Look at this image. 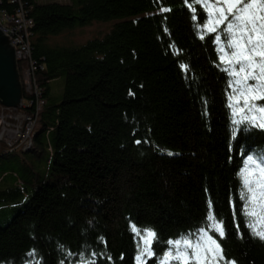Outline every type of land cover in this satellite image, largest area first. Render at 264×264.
Returning a JSON list of instances; mask_svg holds the SVG:
<instances>
[{
	"label": "trees",
	"instance_id": "1",
	"mask_svg": "<svg viewBox=\"0 0 264 264\" xmlns=\"http://www.w3.org/2000/svg\"><path fill=\"white\" fill-rule=\"evenodd\" d=\"M25 1L46 102L33 146L21 150L27 164L15 149L1 148L0 207H20L0 226V264H77L67 253L82 250L96 252L97 264H136L133 227L174 240L204 226L209 201L225 224V237L216 238L226 260L264 264V242L248 235L239 212L238 177L241 155L264 146V132L237 146L226 75L184 0ZM188 2L203 23L202 6ZM108 20L117 22L83 45L50 43L78 25ZM60 76L65 95L53 104L50 83ZM42 149L48 177L28 166L42 163L35 158Z\"/></svg>",
	"mask_w": 264,
	"mask_h": 264
},
{
	"label": "snow or ice",
	"instance_id": "2",
	"mask_svg": "<svg viewBox=\"0 0 264 264\" xmlns=\"http://www.w3.org/2000/svg\"><path fill=\"white\" fill-rule=\"evenodd\" d=\"M191 12V20L196 23L197 35L205 40L200 29L206 30L217 53V62L227 78V101L234 119L237 146L240 141L247 142L252 132H264V0H195L202 6L203 23H198L196 9L184 0ZM163 12L170 9L163 8ZM187 71L188 66L180 65ZM137 144L140 141H136ZM171 155V153H169ZM242 164L238 169L241 188L239 191V212L244 227L251 238L264 242V146L253 150L250 146L241 155ZM206 214L204 226L182 233L176 239L166 242L159 240L155 230L145 228L141 233L132 228L136 243V264H237L235 259L226 260L224 249L219 240L225 237V224L211 211L212 203ZM233 206L235 219L236 206ZM238 237H243L240 224H236ZM219 237V240L216 237ZM101 241L103 237L99 238ZM163 246V252L156 247ZM63 250V245L57 246ZM29 257L36 255L32 249ZM77 264H97V253L80 251ZM109 261L111 255H107ZM123 259V256H121ZM59 264H65L64 260Z\"/></svg>",
	"mask_w": 264,
	"mask_h": 264
},
{
	"label": "built area",
	"instance_id": "3",
	"mask_svg": "<svg viewBox=\"0 0 264 264\" xmlns=\"http://www.w3.org/2000/svg\"><path fill=\"white\" fill-rule=\"evenodd\" d=\"M25 0H0V29L11 39L16 60L21 62V77L25 92L31 98L23 100L20 107L0 105V149H29L33 145V133L46 102L44 87L38 83L37 70L43 69L33 59L34 19L30 16ZM8 6H14L10 10ZM27 67H26V66Z\"/></svg>",
	"mask_w": 264,
	"mask_h": 264
},
{
	"label": "rangeland",
	"instance_id": "4",
	"mask_svg": "<svg viewBox=\"0 0 264 264\" xmlns=\"http://www.w3.org/2000/svg\"><path fill=\"white\" fill-rule=\"evenodd\" d=\"M75 0H36L39 4H49V3H60V4H73ZM116 20H108V21H102V22H94L92 24L82 26L78 25V27H75L72 30L65 31L61 33L60 35L54 36L50 39L51 45H79V44H85L87 41L100 36L101 34H105L109 32L112 27L116 24ZM26 66V65H25ZM27 67V66H26ZM65 84H66V77L60 76L57 79H54L51 81L50 86V92H49V101L53 104L60 103L65 95ZM23 86V92H22V101L31 98L29 93L25 92L26 84L24 83V80L22 81ZM21 101V103H22ZM3 109H0V112H2ZM38 129V126L36 127ZM35 129V131H36ZM34 131V133H35ZM33 133V134H34ZM22 148L21 146H18L15 150V154L17 156H23L25 159V163L27 164V160L29 158L28 155L22 154ZM7 151L0 149V156ZM37 155V154H36ZM47 151L45 149H42V151L38 154L37 157L42 163L37 164L36 166L33 165V163L30 161L31 164H28V166L33 167L36 173L42 177H48L49 175V168L47 166V163L44 161V159H47ZM28 173H31V170H27ZM20 207V204H10L8 206H1L0 207V226L6 225L13 216L17 213L18 209Z\"/></svg>",
	"mask_w": 264,
	"mask_h": 264
},
{
	"label": "water",
	"instance_id": "5",
	"mask_svg": "<svg viewBox=\"0 0 264 264\" xmlns=\"http://www.w3.org/2000/svg\"><path fill=\"white\" fill-rule=\"evenodd\" d=\"M10 37L0 29V104L20 107L23 86Z\"/></svg>",
	"mask_w": 264,
	"mask_h": 264
},
{
	"label": "bare ground",
	"instance_id": "6",
	"mask_svg": "<svg viewBox=\"0 0 264 264\" xmlns=\"http://www.w3.org/2000/svg\"><path fill=\"white\" fill-rule=\"evenodd\" d=\"M17 64H18V66H17V68H18V72H19L20 77H21V62L17 60ZM36 75H37V74H36ZM21 81H22V77H21ZM0 105H2V104H0Z\"/></svg>",
	"mask_w": 264,
	"mask_h": 264
}]
</instances>
